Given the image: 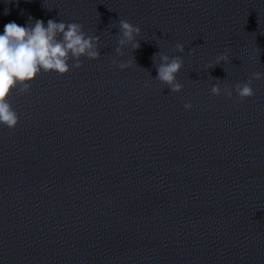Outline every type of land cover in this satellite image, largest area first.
I'll return each mask as SVG.
<instances>
[{"label":"clouds","instance_id":"1","mask_svg":"<svg viewBox=\"0 0 264 264\" xmlns=\"http://www.w3.org/2000/svg\"><path fill=\"white\" fill-rule=\"evenodd\" d=\"M118 24L119 46L115 49L117 55H123L122 49L126 45H131L133 50L139 49L140 43L136 41V37L139 36L141 29L124 19H120ZM99 43V36L87 34L83 26L75 22L65 23L49 19L45 24L41 19L34 21L30 19L27 26H21L14 21L5 24L3 34H0V125L14 129L19 122L18 114L8 100L13 89L18 87L19 92L26 93L30 89L31 82L42 71L44 73L54 71L64 75L71 68L82 67L81 57L98 59ZM175 50L183 53L185 48L182 44H176ZM229 59L225 52L217 58V65ZM132 63V61L120 62L119 68L127 69ZM182 67L183 60L180 56L169 57L160 54L158 74L155 79L167 85L171 92H180L183 86L177 81V75ZM253 78L259 80L262 74L253 73ZM222 91L229 98L233 96V88L228 85L223 89L219 84L211 88L213 95L219 96ZM234 91L240 100L254 95L251 80L235 85ZM184 107L190 110L192 104L186 103Z\"/></svg>","mask_w":264,"mask_h":264}]
</instances>
